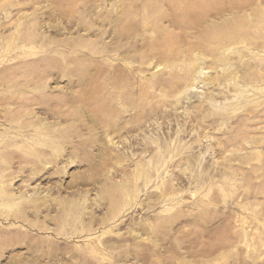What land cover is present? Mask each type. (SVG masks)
Returning a JSON list of instances; mask_svg holds the SVG:
<instances>
[{"label": "rangeland", "instance_id": "obj_1", "mask_svg": "<svg viewBox=\"0 0 264 264\" xmlns=\"http://www.w3.org/2000/svg\"><path fill=\"white\" fill-rule=\"evenodd\" d=\"M0 264H264V0H0Z\"/></svg>", "mask_w": 264, "mask_h": 264}]
</instances>
